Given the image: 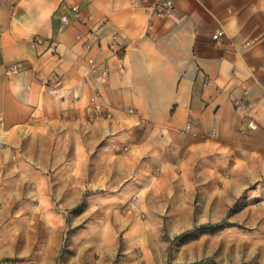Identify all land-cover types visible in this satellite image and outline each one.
Instances as JSON below:
<instances>
[{
    "label": "crops",
    "instance_id": "0c3cea01",
    "mask_svg": "<svg viewBox=\"0 0 264 264\" xmlns=\"http://www.w3.org/2000/svg\"><path fill=\"white\" fill-rule=\"evenodd\" d=\"M158 1L0 0V216L118 190L140 161L161 163L171 143L194 135L246 127L264 138V0H174L172 14L150 16ZM115 32L119 52L108 45ZM96 108L103 114L92 121ZM191 118L195 134H182ZM259 157L262 174L263 146ZM256 180L246 172V184Z\"/></svg>",
    "mask_w": 264,
    "mask_h": 264
},
{
    "label": "rangeland",
    "instance_id": "374dc122",
    "mask_svg": "<svg viewBox=\"0 0 264 264\" xmlns=\"http://www.w3.org/2000/svg\"><path fill=\"white\" fill-rule=\"evenodd\" d=\"M250 132L171 143L131 184L87 191L69 209L0 216V264H264V138ZM246 172L258 180L246 184Z\"/></svg>",
    "mask_w": 264,
    "mask_h": 264
},
{
    "label": "built area",
    "instance_id": "2783aa9c",
    "mask_svg": "<svg viewBox=\"0 0 264 264\" xmlns=\"http://www.w3.org/2000/svg\"><path fill=\"white\" fill-rule=\"evenodd\" d=\"M73 10L75 12L79 11V7L74 6ZM175 10V2L174 0H160L157 3H155L154 5L149 6V13L150 16H165V15H170L174 12ZM62 22L64 24H68L69 23V18L67 15H62L61 18ZM153 25H149V28H152ZM76 37L83 41V45L86 47V49L88 51L93 50L94 48V43L88 38H86V35L83 33V31L81 29H76ZM94 31H89L87 33L90 35H93ZM225 35V31L223 29L218 30L217 32L214 33V39L219 40L221 39L223 36ZM98 46L100 48V43L98 42ZM109 48L113 51L119 52L123 49V45L120 42L119 39V34L118 33H112L111 37H110V41L108 43ZM88 62L90 63V65L92 66H96L97 62L95 61L93 55H90L88 57ZM22 69V65L19 63L16 64H11L8 65L6 67V74L7 75H12L15 73H18L20 70ZM105 74H107L109 72V68L105 67L104 71ZM247 93V91H246ZM234 106L235 109L241 114V117L245 123V125L247 127L250 128H255L257 126L256 121L252 118L251 115V110L248 108V106L246 105L245 99L244 98H236L234 100ZM98 114H103V112L101 110H99V108H96V110L94 111V113L91 116V120L94 121L96 119V115ZM198 125V121L191 118L188 120L186 126L184 129H182L181 133L182 134H188V133H194V128Z\"/></svg>",
    "mask_w": 264,
    "mask_h": 264
},
{
    "label": "trees",
    "instance_id": "16d2710c",
    "mask_svg": "<svg viewBox=\"0 0 264 264\" xmlns=\"http://www.w3.org/2000/svg\"><path fill=\"white\" fill-rule=\"evenodd\" d=\"M226 223H227V220L224 219V220H222V221H220L218 223L204 224L201 227L204 228V229L205 228H215L217 226H222V225H224ZM196 229H197V227L194 228V229L187 230V231L183 232L182 234L178 235L176 238H180V237L185 238V237L189 236L190 234L194 233L196 231ZM208 264H217V263H214L213 261H210V262H208Z\"/></svg>",
    "mask_w": 264,
    "mask_h": 264
}]
</instances>
